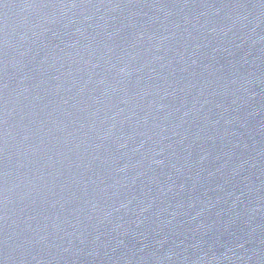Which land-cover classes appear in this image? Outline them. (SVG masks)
I'll list each match as a JSON object with an SVG mask.
<instances>
[{"label": "water", "instance_id": "obj_1", "mask_svg": "<svg viewBox=\"0 0 264 264\" xmlns=\"http://www.w3.org/2000/svg\"><path fill=\"white\" fill-rule=\"evenodd\" d=\"M0 264H264V0H0Z\"/></svg>", "mask_w": 264, "mask_h": 264}]
</instances>
